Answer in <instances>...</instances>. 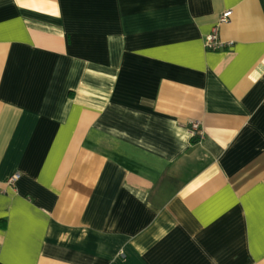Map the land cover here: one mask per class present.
Here are the masks:
<instances>
[{"label":"crops","instance_id":"1","mask_svg":"<svg viewBox=\"0 0 264 264\" xmlns=\"http://www.w3.org/2000/svg\"><path fill=\"white\" fill-rule=\"evenodd\" d=\"M0 264H264V0H0Z\"/></svg>","mask_w":264,"mask_h":264},{"label":"built area","instance_id":"2","mask_svg":"<svg viewBox=\"0 0 264 264\" xmlns=\"http://www.w3.org/2000/svg\"><path fill=\"white\" fill-rule=\"evenodd\" d=\"M231 16L232 10L223 11L218 18L217 25L228 23L230 21ZM217 25L204 38V47L208 50H219L230 44L222 41L219 38ZM189 129L192 139L200 140L203 137V131L198 122L190 123ZM18 176V173H14L8 179V182L13 183L18 178Z\"/></svg>","mask_w":264,"mask_h":264},{"label":"trees","instance_id":"3","mask_svg":"<svg viewBox=\"0 0 264 264\" xmlns=\"http://www.w3.org/2000/svg\"><path fill=\"white\" fill-rule=\"evenodd\" d=\"M194 140V139H193ZM195 141V140H194Z\"/></svg>","mask_w":264,"mask_h":264}]
</instances>
